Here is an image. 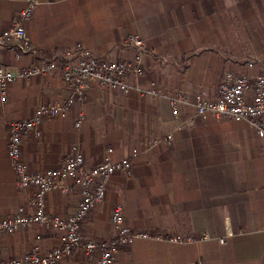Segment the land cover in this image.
Masks as SVG:
<instances>
[{
	"label": "crops",
	"instance_id": "0c3cea01",
	"mask_svg": "<svg viewBox=\"0 0 264 264\" xmlns=\"http://www.w3.org/2000/svg\"><path fill=\"white\" fill-rule=\"evenodd\" d=\"M26 3L0 0V30L13 25ZM25 28L36 53L16 57L1 49L0 66L17 70L78 44L96 56L129 60L134 50L123 40L132 34L147 45L137 82L145 88L155 83L160 94L124 93L91 79L82 101L43 117L40 135L31 130L23 136L22 157L33 171L59 167L77 145L87 167L101 163L110 147L113 158H132L131 175L115 173L105 200L86 217L87 239L114 237L111 215L121 206L134 229L185 237L207 231L210 237L139 239L121 248L115 264H264V133L245 120L198 116L185 104L174 114L170 102L171 96L197 93L214 100L227 72L246 73L252 82L264 74V0H43ZM71 93L57 70L11 82L8 100L0 99V218L21 206L32 212L36 192L17 185L9 124ZM189 115L195 116L192 124ZM169 132L171 143L162 140ZM63 182L69 190L51 191L45 200L54 216L69 215L80 202L73 180ZM62 243L61 232L33 225L3 234L2 257L8 262L34 246L45 253ZM96 260L76 250L60 264Z\"/></svg>",
	"mask_w": 264,
	"mask_h": 264
},
{
	"label": "built area",
	"instance_id": "2783aa9c",
	"mask_svg": "<svg viewBox=\"0 0 264 264\" xmlns=\"http://www.w3.org/2000/svg\"><path fill=\"white\" fill-rule=\"evenodd\" d=\"M43 0H27L26 6L17 14L12 26L0 30V50H12L16 57L24 54H35L27 36L25 23L33 17L38 5ZM125 47L134 50V56L129 60H116L94 55L82 44L67 52H58L48 58L38 59L37 62L14 70L0 66V99L8 100L9 85L17 79H31L36 76L48 75L59 70L62 79L71 85L72 93L65 100L48 102L39 106L35 115L30 119L16 120L9 124L10 141L8 154L11 160L19 188L33 187L36 189L30 203L34 208L28 212L25 207H19L17 213L0 218V264H60L61 260L81 250L89 257L97 256L95 264H115L122 247L132 245L139 239L169 240L177 243L208 239L206 231L202 235L185 237L182 235H165L160 231L134 229L128 225L123 208L117 206L111 215L115 231L112 238L87 239L83 234V224L88 214L105 200L107 186L111 177L122 172L126 176L132 173L133 160L130 156L119 159L112 157L113 148L107 149V155L97 165L85 166V157L77 145L73 153L68 155L63 164L56 168L43 171H33L22 157V140L27 131L41 134L38 123L45 116L61 115L85 98L87 82L96 80L103 87L118 89L128 93L136 89L143 94H160L156 84L150 88L139 85L138 78L143 73V56L147 45L144 38L138 34L127 36L123 40ZM252 64V63H251ZM174 114L178 113L177 106L185 104L196 109L198 116L213 115L216 119L232 118L238 121H248L253 128L264 133V74L258 75L254 82L246 74L227 72L218 87V95L210 100L197 93L193 97L177 94L170 97ZM85 118L84 110L78 112L76 126H81ZM186 121L192 124L195 116L189 115ZM180 129L181 126H178ZM173 132H169L162 140L171 143ZM136 150H134V153ZM72 179L74 186L79 189L80 202L76 210L64 217L54 216L46 212L45 200L47 194L54 190L67 192L69 186L63 181ZM41 225L63 234L61 246L54 247L42 253L34 246L24 255L6 262L2 257L1 238L5 233H11L22 228ZM224 242V239H221ZM194 264H205L202 260Z\"/></svg>",
	"mask_w": 264,
	"mask_h": 264
}]
</instances>
